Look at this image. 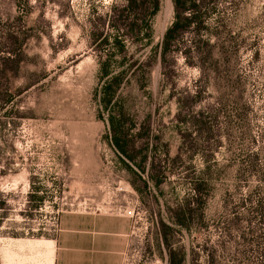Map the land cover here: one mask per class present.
Listing matches in <instances>:
<instances>
[{
	"label": "rangeland",
	"instance_id": "1",
	"mask_svg": "<svg viewBox=\"0 0 264 264\" xmlns=\"http://www.w3.org/2000/svg\"><path fill=\"white\" fill-rule=\"evenodd\" d=\"M196 1L165 47L173 0H0V264L93 217L119 264H264V0Z\"/></svg>",
	"mask_w": 264,
	"mask_h": 264
},
{
	"label": "crops",
	"instance_id": "2",
	"mask_svg": "<svg viewBox=\"0 0 264 264\" xmlns=\"http://www.w3.org/2000/svg\"><path fill=\"white\" fill-rule=\"evenodd\" d=\"M101 219L93 217L82 222L72 218L67 225L61 222L60 231L44 240L50 248L41 251L38 264H119L121 249L110 246L108 236L121 235L122 231L102 229Z\"/></svg>",
	"mask_w": 264,
	"mask_h": 264
},
{
	"label": "trees",
	"instance_id": "3",
	"mask_svg": "<svg viewBox=\"0 0 264 264\" xmlns=\"http://www.w3.org/2000/svg\"><path fill=\"white\" fill-rule=\"evenodd\" d=\"M173 1L176 6V12H175L174 20L172 21L171 25L166 29L164 33L165 47L169 44L171 39L180 32V29L188 24V22L190 21L188 15L192 14L191 7L197 5L196 0H173ZM178 7H181V9H177ZM183 11L185 12L183 13ZM168 251H169L168 264H182V254L180 253L179 247L170 246V248H168Z\"/></svg>",
	"mask_w": 264,
	"mask_h": 264
}]
</instances>
